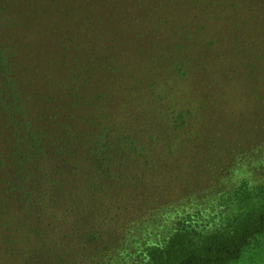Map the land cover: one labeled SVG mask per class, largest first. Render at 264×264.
<instances>
[{
	"label": "rangeland",
	"instance_id": "obj_1",
	"mask_svg": "<svg viewBox=\"0 0 264 264\" xmlns=\"http://www.w3.org/2000/svg\"><path fill=\"white\" fill-rule=\"evenodd\" d=\"M263 205L264 0H0V264H171Z\"/></svg>",
	"mask_w": 264,
	"mask_h": 264
},
{
	"label": "trees",
	"instance_id": "obj_2",
	"mask_svg": "<svg viewBox=\"0 0 264 264\" xmlns=\"http://www.w3.org/2000/svg\"><path fill=\"white\" fill-rule=\"evenodd\" d=\"M13 155L29 156L21 148ZM233 235L207 237L199 244H181V255L171 264H264V205L235 226Z\"/></svg>",
	"mask_w": 264,
	"mask_h": 264
}]
</instances>
